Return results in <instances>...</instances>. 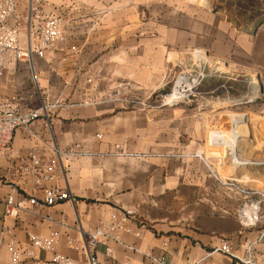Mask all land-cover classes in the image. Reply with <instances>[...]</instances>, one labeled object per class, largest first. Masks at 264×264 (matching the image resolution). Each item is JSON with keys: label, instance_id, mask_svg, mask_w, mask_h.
<instances>
[{"label": "crops", "instance_id": "0c3cea01", "mask_svg": "<svg viewBox=\"0 0 264 264\" xmlns=\"http://www.w3.org/2000/svg\"><path fill=\"white\" fill-rule=\"evenodd\" d=\"M46 10L63 17L64 35L54 50L34 59L39 106H47L48 116L17 128L0 154V264H52V253L44 250L15 263L9 245L21 248L29 233L53 231L60 235L59 253L88 264L75 246L114 214L127 212L132 232L121 240L139 252L104 240L96 251L101 264H158L150 256L168 264H245L216 249L226 238L235 250L264 241H257L264 229L239 213L264 196V103L240 112L218 109L238 95L228 96L235 102L202 108L204 96L150 108L70 104L88 90L120 83H129L137 100H157L151 92L165 82L174 51H202L216 70L226 67L228 82L244 73L264 90V0H50ZM213 94L208 100L227 98ZM243 117L246 123L237 124ZM222 131L229 145L219 141ZM34 148L42 161H59L52 180L38 182L31 173ZM69 149L85 154L66 159ZM49 186L68 189L75 201L46 206ZM10 197L21 205L17 217L5 214Z\"/></svg>", "mask_w": 264, "mask_h": 264}, {"label": "built area", "instance_id": "2783aa9c", "mask_svg": "<svg viewBox=\"0 0 264 264\" xmlns=\"http://www.w3.org/2000/svg\"><path fill=\"white\" fill-rule=\"evenodd\" d=\"M49 1L50 0H0V154L9 147L13 133L17 128H30L33 122L38 118L44 115L48 116L46 105L23 111V99L20 95L14 92L8 96H4L2 89L6 72L12 69L17 63L24 62L27 65V71L30 74L34 86L41 94L34 59L44 58L47 51H52L56 48L64 35V19L62 16L49 13L46 10ZM192 1L200 4L209 3V0ZM193 53L199 58L198 61H200V64L198 66L201 70L197 71L193 69L180 73L172 90L168 93H164L162 96V106H175L202 97V95H198L199 93L196 90L206 76L202 69L204 64H206V54L202 51H193ZM171 61L172 60H170V62ZM130 86L129 83H120L99 91L98 89L96 91L88 90L87 96L81 102L70 105H92L113 102L147 104L146 101H135L136 98L133 96ZM62 103L63 102L60 100L56 101L57 105H62ZM147 106L149 107L150 105L148 104ZM84 154L85 153L81 152L79 149H69L65 152L64 157L69 159ZM31 161L33 168H31L30 171L37 178L38 182L52 180L54 178L52 171L60 165L59 161L55 159L48 162L42 161L39 150L36 148L31 152ZM226 184L233 187L236 186L235 182H227ZM242 192L252 194V191L242 190ZM261 197L264 198L263 195ZM63 201H75V196L68 189L56 186H49L44 189L43 203L46 206H52ZM29 203L35 205L37 200L35 198H30ZM20 210L21 205H15L12 197H10L7 201L6 216L17 217ZM127 213H123L121 216L114 214L110 222L105 224L101 223L95 231L85 234L81 246H75L86 254L88 264H101L96 256L97 247L101 242L108 239H112L129 249L139 252L136 247L124 244L121 240L122 233L132 232L127 224ZM248 223H253L252 219ZM59 236V232L57 231L51 232L48 236L29 233L26 243L21 248L14 242H11L9 247L13 261L18 263L21 255L30 258L35 254V251L44 250L52 253V264H80L71 257L57 251ZM263 239L264 233L260 235L257 241ZM252 244L253 243H250L245 247L247 253L246 258H242L236 253L234 244L227 238L222 240L221 246L216 250L245 264H254L252 258L254 249ZM111 253L112 251L109 249V254ZM150 258L153 263L168 264L164 258L158 259L152 256H150Z\"/></svg>", "mask_w": 264, "mask_h": 264}, {"label": "rangeland", "instance_id": "374dc122", "mask_svg": "<svg viewBox=\"0 0 264 264\" xmlns=\"http://www.w3.org/2000/svg\"><path fill=\"white\" fill-rule=\"evenodd\" d=\"M191 52L184 53L180 51H174L168 54L167 56V68H166V79L163 85H161L159 88L155 89L151 93L153 95H157V100L152 99L146 100L147 104L142 105L139 104L140 107L146 108L149 104L150 107H160L162 102V96L164 93H168L172 90L176 79L180 73L186 70H197L200 71L201 68L198 66L200 64V61L198 57H196V54ZM190 59V60H189ZM206 64H204V67H202L204 73L206 76L202 80L200 86L196 90L199 94L204 96L205 99H211V96H214V92L222 93V97H228L230 95H238V99L236 103L225 106V108H218V109H226V110H233L234 112H240L243 110V108L247 105H261L264 103V90L262 88V85L260 84V81L257 77L252 78L246 76L244 73L240 74L236 77L234 82H228L229 79L226 78V76H230L229 74H225L224 71L226 70V67L222 65L221 70L218 71L213 67V62H211V59L206 57ZM170 60H172L170 62ZM196 62V63H194ZM221 80V84L224 85V87L219 88L217 87ZM224 80H226L224 82ZM232 85V86H231ZM18 93L20 97L23 99V106H25L24 109H35L39 107V95L37 88L34 86L30 74L27 71V65L23 63H17L13 66L12 69H9L6 74L3 81V89L2 93L4 96H8L12 93ZM253 100H256L255 102ZM137 101V99H135ZM139 101V100H138ZM142 100H140L141 102ZM145 102V100L143 101ZM235 102V101H233ZM198 107L202 108L204 101L198 102ZM232 103V102H231ZM125 105H133L136 104V102H125L123 103ZM229 104V103H228ZM216 109V108H213ZM235 114V113H234ZM239 114V113H238ZM220 118V114L217 115ZM236 118V117H235ZM221 119V118H220ZM246 123L245 117L242 119H239L237 124H244ZM225 131H222L223 134L221 136V139L219 140L222 144L225 143L226 145H229L228 139L224 134ZM212 133L209 136L212 137ZM232 138V137H231ZM222 151L224 149L222 148ZM250 207L247 208L245 204L241 207L239 213L242 216V219H244L247 223L251 221L253 223H248L251 226L255 228L261 227V229H264V198L262 197H256L254 198L252 203H249ZM253 205V206H252ZM247 215V216H246ZM261 244L264 246V241L259 243H253L252 247L255 252V256H257L255 262L258 264H264V248L259 249L261 247ZM242 244H239L237 247V253L239 255H242L243 252L245 254L246 249L245 247L241 246ZM259 260V261H257ZM261 260V261H260Z\"/></svg>", "mask_w": 264, "mask_h": 264}, {"label": "bare ground", "instance_id": "6f19581e", "mask_svg": "<svg viewBox=\"0 0 264 264\" xmlns=\"http://www.w3.org/2000/svg\"><path fill=\"white\" fill-rule=\"evenodd\" d=\"M181 80H183V79H181ZM233 101H235V100H234V98H232V97H227V98H224V99H218V100H216V101H212V100H208V99H207L206 101H204V103H203V107H205V106H219V105H225V104L231 103V102H233ZM235 136H236V135H235ZM235 136L232 137V139H231L232 144H231L230 146H231L232 149L234 148L235 141H237V140L235 139ZM237 138H239V137L237 136Z\"/></svg>", "mask_w": 264, "mask_h": 264}]
</instances>
